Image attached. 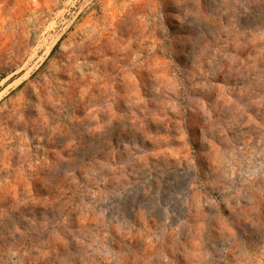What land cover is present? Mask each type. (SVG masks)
Masks as SVG:
<instances>
[{
    "label": "rangeland",
    "instance_id": "rangeland-1",
    "mask_svg": "<svg viewBox=\"0 0 264 264\" xmlns=\"http://www.w3.org/2000/svg\"><path fill=\"white\" fill-rule=\"evenodd\" d=\"M0 264H264V0H0Z\"/></svg>",
    "mask_w": 264,
    "mask_h": 264
}]
</instances>
